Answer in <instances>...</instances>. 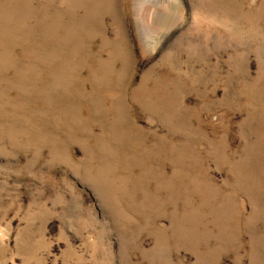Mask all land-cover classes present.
Here are the masks:
<instances>
[{
  "label": "rangeland",
  "instance_id": "rangeland-1",
  "mask_svg": "<svg viewBox=\"0 0 264 264\" xmlns=\"http://www.w3.org/2000/svg\"><path fill=\"white\" fill-rule=\"evenodd\" d=\"M0 264H264V0H0Z\"/></svg>",
  "mask_w": 264,
  "mask_h": 264
}]
</instances>
